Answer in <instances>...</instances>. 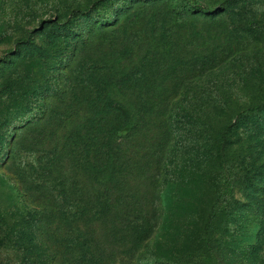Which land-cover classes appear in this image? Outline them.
Listing matches in <instances>:
<instances>
[{"label": "rangeland", "instance_id": "obj_1", "mask_svg": "<svg viewBox=\"0 0 264 264\" xmlns=\"http://www.w3.org/2000/svg\"><path fill=\"white\" fill-rule=\"evenodd\" d=\"M0 214V264H264V0H0Z\"/></svg>", "mask_w": 264, "mask_h": 264}, {"label": "trees", "instance_id": "obj_2", "mask_svg": "<svg viewBox=\"0 0 264 264\" xmlns=\"http://www.w3.org/2000/svg\"><path fill=\"white\" fill-rule=\"evenodd\" d=\"M174 6H175V8H177L178 9V7L180 6L178 3H175L174 4ZM96 9V12L98 11V9L97 8H95ZM93 10H92V8H88L87 10H85V11H83L84 13H86V14H89V15H92L93 14V12H92ZM98 15L100 16V18L103 20V21H108V18H109V15H107L106 13H98ZM243 115V114H242ZM236 122L235 123H232V124H230L229 126H227V129H226V133H228V131L230 130V129H232L233 127H236ZM210 219H209V221L208 222H206L207 223V225H206V228H205V237H206V239H209V236H210V232H209V225H210ZM8 226V224H7V222H6V219L4 218V216H2L1 214H0V229H1V231H3V232H5V231H8V229L10 230V228L9 227H7Z\"/></svg>", "mask_w": 264, "mask_h": 264}]
</instances>
